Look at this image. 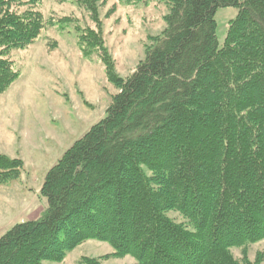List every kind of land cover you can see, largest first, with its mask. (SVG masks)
<instances>
[{"label": "trees", "instance_id": "1", "mask_svg": "<svg viewBox=\"0 0 264 264\" xmlns=\"http://www.w3.org/2000/svg\"><path fill=\"white\" fill-rule=\"evenodd\" d=\"M42 1L0 0V96L19 77L10 53L52 25ZM105 1L78 0L95 24ZM147 1L167 7L165 28L128 78L113 74L97 32L79 36L117 93L45 175L41 215L0 238V264L61 263L87 241L113 253L78 264H262L248 247L264 240V0ZM226 7L237 15L219 48L214 16ZM22 171L0 155V186Z\"/></svg>", "mask_w": 264, "mask_h": 264}, {"label": "rangeland", "instance_id": "2", "mask_svg": "<svg viewBox=\"0 0 264 264\" xmlns=\"http://www.w3.org/2000/svg\"><path fill=\"white\" fill-rule=\"evenodd\" d=\"M97 24L78 0H43L38 11L51 21L38 39L24 50H13L10 60L18 79L0 96V155L23 164L20 178L0 186V238L17 224L37 219L46 207L40 188L47 172L62 155L105 115L116 88L107 80L100 53L85 58L79 46L83 30L100 36L113 74L128 78L151 40L165 28L164 4L143 1L126 4L108 0L96 4ZM23 11V9L21 10ZM237 9L219 8L214 16L219 48L227 24ZM97 25V26H96ZM176 222L181 219L169 214ZM113 253L106 243L87 241L61 263L78 264L82 258ZM240 259V250H231ZM264 256V240L248 247L253 262ZM126 256L104 264H133ZM262 264H264V259Z\"/></svg>", "mask_w": 264, "mask_h": 264}]
</instances>
